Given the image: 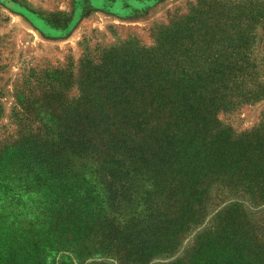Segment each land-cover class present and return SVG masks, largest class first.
Returning <instances> with one entry per match:
<instances>
[{"label":"trees","instance_id":"obj_1","mask_svg":"<svg viewBox=\"0 0 264 264\" xmlns=\"http://www.w3.org/2000/svg\"><path fill=\"white\" fill-rule=\"evenodd\" d=\"M222 1L83 59L76 101L57 72L14 112L0 189H45L61 264H264V115L239 136L219 119L264 99V72L222 38Z\"/></svg>","mask_w":264,"mask_h":264},{"label":"rangeland","instance_id":"obj_2","mask_svg":"<svg viewBox=\"0 0 264 264\" xmlns=\"http://www.w3.org/2000/svg\"><path fill=\"white\" fill-rule=\"evenodd\" d=\"M212 1L0 0V156L20 138L14 112L22 109L21 104L49 103L43 102V93L56 86L51 79H56L57 72L71 75L66 99L76 101L83 59L97 60L104 49L130 42L152 48L162 30L194 12L199 17ZM232 3H221L226 5L222 25L229 26L222 38L232 43L227 46H240L235 54L251 57L263 73L264 0ZM33 115L30 119L44 118ZM263 115L264 99L222 113L219 119L239 136L256 129ZM9 189V195L0 189V264H61L65 255L72 256L66 249L52 250L54 238L60 240L62 235L61 231L53 234L50 226V198L45 189L38 196L13 186Z\"/></svg>","mask_w":264,"mask_h":264}]
</instances>
